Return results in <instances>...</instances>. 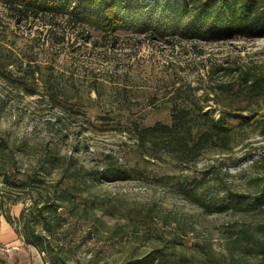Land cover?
I'll return each mask as SVG.
<instances>
[{
	"label": "rangeland",
	"instance_id": "374dc122",
	"mask_svg": "<svg viewBox=\"0 0 264 264\" xmlns=\"http://www.w3.org/2000/svg\"><path fill=\"white\" fill-rule=\"evenodd\" d=\"M60 1L25 14L0 0V264H47L23 221L66 264H261L247 249L264 251V205L249 208L264 179V35L216 38L177 0H115L123 22L101 30L65 14L94 21L99 0ZM182 108L193 134L199 108L222 117L227 146L138 145L134 127Z\"/></svg>",
	"mask_w": 264,
	"mask_h": 264
},
{
	"label": "trees",
	"instance_id": "16d2710c",
	"mask_svg": "<svg viewBox=\"0 0 264 264\" xmlns=\"http://www.w3.org/2000/svg\"><path fill=\"white\" fill-rule=\"evenodd\" d=\"M7 8L15 10L17 13L24 12L25 14H36L38 11H54V9L60 10L59 8L63 4L60 0H3ZM183 7L191 9L198 15L205 16V23L208 21L210 25L207 30L211 32L212 36L216 38H227L233 37L238 34L241 35H253V32L260 31L261 35H264V0H177ZM72 2V1H71ZM70 2V3H71ZM100 13L95 17L94 21H90L89 13L81 10L80 7L74 5L70 10H66L65 14L67 18H75V20L96 24V28L105 29L109 24L114 23L115 29L119 28L118 24L123 22L122 14L116 10V6L119 4L115 0H99ZM75 4V3H74ZM78 6V5H77ZM207 21V22H206ZM217 25L219 28H217ZM213 27L215 29H213ZM252 82V81H251ZM45 84V82H43ZM250 92L259 93L262 89L260 84L253 81L249 86H246ZM29 95H35L37 92H29ZM264 94V93H263ZM57 103V107L61 112L66 111L65 104ZM203 109H198V118L196 121L201 120V126L196 134L192 133L193 125H191L190 111L185 108L174 109L171 113L170 123L162 124L155 123L149 127H134L135 140L138 145L142 148L146 147V144L154 138L167 137L171 144H174L176 150L181 153L196 155L202 148H205L207 144L217 143L227 146L229 138H231L232 129L226 124L222 117L215 118L212 114L207 111L202 112ZM191 134V144L186 135ZM190 144V146H189ZM188 148V151H187ZM193 159V158H192ZM192 159L188 160L191 161ZM187 162V161H182ZM131 170L112 168L106 171V174L112 177H119L126 179L129 177ZM5 177V181L13 183ZM260 190L258 195L249 205V208H261L264 205V179L261 180ZM194 195V191H190ZM216 206L217 212L224 211L227 207L222 203H213ZM40 215L43 214V209L37 210ZM19 216L23 218L24 210L21 209ZM7 222L12 225V221L8 219ZM24 224L21 226V237L26 245L34 247L39 253L45 255L47 264H66L65 261L59 255L49 256L46 251L43 237L35 235V229L28 226V223L23 221ZM248 254L259 252L262 254V262L264 264V251L263 248L247 249ZM256 254V253H255ZM161 258L159 255H153L150 258H146L147 263H152L153 260ZM44 259V258H43Z\"/></svg>",
	"mask_w": 264,
	"mask_h": 264
},
{
	"label": "crops",
	"instance_id": "0c3cea01",
	"mask_svg": "<svg viewBox=\"0 0 264 264\" xmlns=\"http://www.w3.org/2000/svg\"><path fill=\"white\" fill-rule=\"evenodd\" d=\"M32 259H33V262L32 263L29 262L28 264H42V262L39 261V259L34 256V254L32 256Z\"/></svg>",
	"mask_w": 264,
	"mask_h": 264
}]
</instances>
